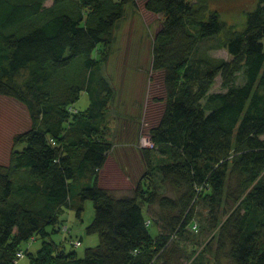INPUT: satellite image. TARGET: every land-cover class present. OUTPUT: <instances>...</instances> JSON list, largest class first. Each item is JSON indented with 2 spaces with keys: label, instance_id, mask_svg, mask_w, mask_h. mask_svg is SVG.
<instances>
[{
  "label": "trees",
  "instance_id": "1",
  "mask_svg": "<svg viewBox=\"0 0 264 264\" xmlns=\"http://www.w3.org/2000/svg\"><path fill=\"white\" fill-rule=\"evenodd\" d=\"M133 1L0 0V97L24 105L31 122L14 137L22 148L0 164V264H17L21 243L38 236L39 253L23 251L30 264H168L171 240L202 229L200 204L214 264H264V0L227 38L232 59L207 67L196 53L224 30L220 15L189 0L145 1L164 16L152 52L164 107L150 131L155 148L141 149L147 172L132 194L117 196L101 184L113 149L102 136L113 88L100 49ZM219 75L226 91L210 93ZM83 92L90 105L78 113ZM155 150L168 160L154 165ZM87 200L95 215L85 233L99 243L79 257L46 228L64 207L81 218Z\"/></svg>",
  "mask_w": 264,
  "mask_h": 264
},
{
  "label": "rangeland",
  "instance_id": "2",
  "mask_svg": "<svg viewBox=\"0 0 264 264\" xmlns=\"http://www.w3.org/2000/svg\"><path fill=\"white\" fill-rule=\"evenodd\" d=\"M146 0H134L124 8V15L117 23L114 37L109 47L100 49L106 59L102 60L101 73L110 82L113 95L106 110L102 126L104 140L113 144L109 160L101 171V184L115 195L132 194L139 179L147 172L141 155V149H154L151 141V128L155 126L163 111L164 91L158 73L152 70L153 44L155 35L164 21L163 14H155L145 9ZM196 9L207 15L217 12L225 28L216 37L202 39L199 42L197 58L207 64L230 61L232 56L226 47L227 38L236 32H242L247 23V16L255 10L259 0H189ZM53 4L47 1V7ZM264 44V39H263ZM99 51V52H100ZM68 73V70L66 71ZM243 82V75L238 74L237 83ZM226 91L219 75L210 88V93ZM202 103H205L203 100ZM90 105L89 95L81 93L74 104L78 113L85 112ZM31 122L27 108L8 97H0V164L8 165L13 151L22 147L14 146V137L27 131ZM264 138V136H263ZM168 158L157 150L153 153L154 165L166 162ZM158 177L157 174L154 175ZM22 173H15L13 179L20 180ZM169 195L173 196L168 190ZM77 205V203H76ZM82 217L76 215L74 208L64 207L60 222L47 226L46 231L56 243L66 245V251L75 250L79 257H84L87 248L96 247L97 235H87L85 229L95 215L94 204L87 200L83 204ZM148 217L147 209L144 210ZM208 210L198 205L196 220L202 229L188 228L183 236L171 240L168 252V264H214L213 256L204 249L211 236L206 231ZM66 228V230H65ZM55 230V231H54ZM156 237V226L150 228ZM71 241V242H70ZM44 238L38 236L35 241L21 243L20 249L36 256L42 249ZM80 243L77 246L76 243ZM204 253V256L201 255ZM201 262V263H200ZM17 264H30V257L20 259Z\"/></svg>",
  "mask_w": 264,
  "mask_h": 264
},
{
  "label": "built area",
  "instance_id": "3",
  "mask_svg": "<svg viewBox=\"0 0 264 264\" xmlns=\"http://www.w3.org/2000/svg\"><path fill=\"white\" fill-rule=\"evenodd\" d=\"M65 230H66V228H65ZM76 245L79 246L80 243L78 242V243H76ZM24 256H25V253L23 251H20V252L17 253V259L18 260L24 258Z\"/></svg>",
  "mask_w": 264,
  "mask_h": 264
}]
</instances>
